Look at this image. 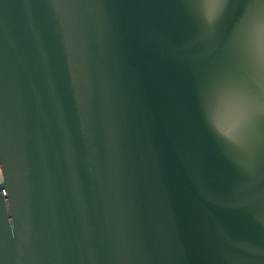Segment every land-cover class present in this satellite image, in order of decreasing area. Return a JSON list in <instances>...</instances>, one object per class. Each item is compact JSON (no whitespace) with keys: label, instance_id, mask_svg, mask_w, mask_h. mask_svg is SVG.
Masks as SVG:
<instances>
[{"label":"water","instance_id":"obj_1","mask_svg":"<svg viewBox=\"0 0 264 264\" xmlns=\"http://www.w3.org/2000/svg\"><path fill=\"white\" fill-rule=\"evenodd\" d=\"M247 6L0 0V264H264V123L198 107L259 112Z\"/></svg>","mask_w":264,"mask_h":264},{"label":"snow or ice","instance_id":"obj_2","mask_svg":"<svg viewBox=\"0 0 264 264\" xmlns=\"http://www.w3.org/2000/svg\"><path fill=\"white\" fill-rule=\"evenodd\" d=\"M242 3L248 5L243 8L236 22V32L240 36H255L258 32H264V0H242ZM259 8L256 14L255 9ZM244 92V86L237 76H232L217 86L210 96L203 101L198 102L201 118L216 136L224 143H233L236 141V134L245 130H251L257 123L259 117L260 123H264V96L255 97L247 93V102L249 104L259 105L258 113H250L248 116L240 114L234 115L235 121L232 134H224L216 127L217 114L223 108L225 101L234 95H240Z\"/></svg>","mask_w":264,"mask_h":264},{"label":"built area","instance_id":"obj_3","mask_svg":"<svg viewBox=\"0 0 264 264\" xmlns=\"http://www.w3.org/2000/svg\"><path fill=\"white\" fill-rule=\"evenodd\" d=\"M0 182H1V172H0Z\"/></svg>","mask_w":264,"mask_h":264}]
</instances>
